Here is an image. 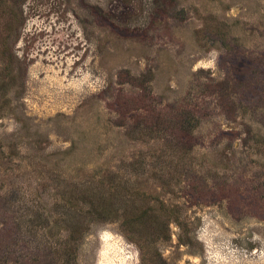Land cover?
I'll return each instance as SVG.
<instances>
[{"label": "rangeland", "instance_id": "1", "mask_svg": "<svg viewBox=\"0 0 264 264\" xmlns=\"http://www.w3.org/2000/svg\"><path fill=\"white\" fill-rule=\"evenodd\" d=\"M72 228L79 264H264V0H0V264Z\"/></svg>", "mask_w": 264, "mask_h": 264}, {"label": "trees", "instance_id": "2", "mask_svg": "<svg viewBox=\"0 0 264 264\" xmlns=\"http://www.w3.org/2000/svg\"><path fill=\"white\" fill-rule=\"evenodd\" d=\"M98 182H100L103 187L106 185L112 187L113 184L116 183L114 179L107 180L105 177L99 178ZM109 197L110 196L107 194V191H102L100 189L98 190V188L94 192V195L92 194V198L88 202L90 206V210L88 211V213H90L92 217H94V219L95 218L98 219L97 215H102V213L103 214L112 213L114 215L118 213L119 208H113L115 210L110 209V211L107 212L108 207H110L111 205L109 202L110 199ZM165 203H166L165 201H160L159 203V211L161 213L167 214V213H171L172 211L173 212L175 211L170 207H167ZM150 209L152 210L153 207H149L148 209L144 210V213L136 217L125 215V217L122 219L123 226L129 229L132 233H136L137 231L141 233V227H143L147 223L146 214L148 213V211H150ZM174 220L178 222L180 225H182V221H180L178 218H175ZM78 231H80V229L72 228V232L69 235L70 240L68 244L71 247L66 251L67 259L65 260L64 264H79L78 263L79 248L76 245V243L79 241V239H81V236L77 234Z\"/></svg>", "mask_w": 264, "mask_h": 264}]
</instances>
